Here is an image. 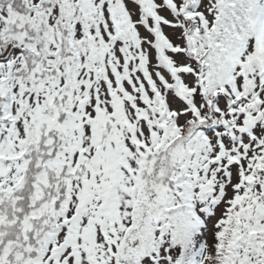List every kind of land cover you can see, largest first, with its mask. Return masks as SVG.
I'll use <instances>...</instances> for the list:
<instances>
[{"label":"snow or ice","instance_id":"obj_1","mask_svg":"<svg viewBox=\"0 0 264 264\" xmlns=\"http://www.w3.org/2000/svg\"><path fill=\"white\" fill-rule=\"evenodd\" d=\"M0 264H264V0H0Z\"/></svg>","mask_w":264,"mask_h":264}]
</instances>
